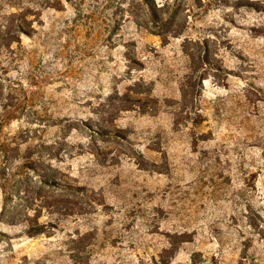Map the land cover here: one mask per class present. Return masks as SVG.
<instances>
[{"label":"rangeland","instance_id":"374dc122","mask_svg":"<svg viewBox=\"0 0 264 264\" xmlns=\"http://www.w3.org/2000/svg\"><path fill=\"white\" fill-rule=\"evenodd\" d=\"M151 1L44 10L0 55V264H264V0Z\"/></svg>","mask_w":264,"mask_h":264},{"label":"trees","instance_id":"16d2710c","mask_svg":"<svg viewBox=\"0 0 264 264\" xmlns=\"http://www.w3.org/2000/svg\"><path fill=\"white\" fill-rule=\"evenodd\" d=\"M83 1L86 0H0V55L5 56V59L8 60L7 64L10 65L12 62H14V60L11 58V55L14 54V48L12 45L15 44L18 46L17 49L21 48V37H30L31 34L35 33L33 24L40 18L42 11L48 9L58 11L62 10L64 3H67L75 8L76 5L82 4ZM135 1L137 3L136 8H138L140 16L148 17L150 23H152L153 2L151 0ZM115 17L116 16L114 13L104 17L106 27L108 28L107 34H109V36L105 39V42L108 44H112L111 35L118 25ZM6 80L10 81L9 78H6ZM10 85V88H15L17 86L21 87L19 80L16 84L11 83ZM12 98V92L10 90L5 96H2L0 89V129L7 122L20 117V112L13 104ZM96 132L99 136L106 135L99 129H97ZM10 151H12V149L5 145V148L2 151V157L5 162L6 156H8ZM34 167V164L29 165L25 162L24 169L26 171L36 173V168ZM5 169L6 166L4 169H2V171ZM44 171L41 170V174L36 173L38 179L37 183H39L40 186L42 185V187H55L54 180L47 178V174H45ZM6 181H8L7 178L0 175V183L4 184ZM57 187L61 189L64 188L62 186ZM32 200H36V197H33ZM248 209L252 210L250 207Z\"/></svg>","mask_w":264,"mask_h":264}]
</instances>
